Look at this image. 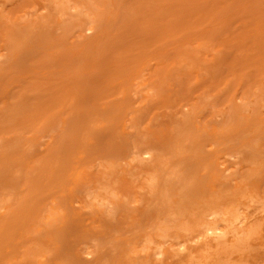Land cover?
<instances>
[{
	"label": "rangeland",
	"instance_id": "obj_1",
	"mask_svg": "<svg viewBox=\"0 0 264 264\" xmlns=\"http://www.w3.org/2000/svg\"><path fill=\"white\" fill-rule=\"evenodd\" d=\"M0 264H264V0H0Z\"/></svg>",
	"mask_w": 264,
	"mask_h": 264
},
{
	"label": "bare ground",
	"instance_id": "obj_2",
	"mask_svg": "<svg viewBox=\"0 0 264 264\" xmlns=\"http://www.w3.org/2000/svg\"><path fill=\"white\" fill-rule=\"evenodd\" d=\"M208 231L211 233H215V232L217 233L218 232L217 228H210Z\"/></svg>",
	"mask_w": 264,
	"mask_h": 264
}]
</instances>
